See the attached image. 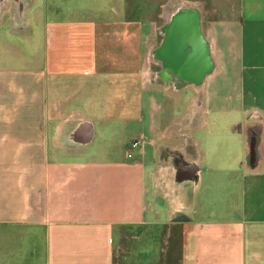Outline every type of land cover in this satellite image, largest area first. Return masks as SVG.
<instances>
[{
	"label": "crops",
	"instance_id": "1",
	"mask_svg": "<svg viewBox=\"0 0 264 264\" xmlns=\"http://www.w3.org/2000/svg\"><path fill=\"white\" fill-rule=\"evenodd\" d=\"M110 1L116 5L0 0V264H115L123 227L142 232L126 244L131 251L125 250L123 264H264V0L204 2L230 10V33H224L240 40L244 75L229 102L249 110L219 111L217 61L218 71L203 84L214 85L206 116L194 128H181L182 142L172 150L181 159L169 172L167 194L174 209L183 205L189 213L178 223L145 219L160 213L149 185L161 150L154 96L148 99V125L138 131L144 139L138 157L119 155L128 139L115 123L141 116L121 112L129 97L137 109L145 87L141 69L128 70L119 52L136 18L127 17L129 6L143 8L144 2L123 7L122 0ZM105 7L100 19L96 11ZM90 11L93 17L84 15ZM222 118L233 119L237 144L224 146L233 154L232 165L214 162L222 172L214 198L206 191L203 141L218 142L213 126ZM245 118V127L237 126ZM193 138L202 160L189 155ZM224 184L231 190L224 192Z\"/></svg>",
	"mask_w": 264,
	"mask_h": 264
},
{
	"label": "rangeland",
	"instance_id": "2",
	"mask_svg": "<svg viewBox=\"0 0 264 264\" xmlns=\"http://www.w3.org/2000/svg\"><path fill=\"white\" fill-rule=\"evenodd\" d=\"M104 1V0H103ZM127 1V2H126ZM143 2V8L140 7H134L130 8L128 11H132L130 15L136 18L132 19V22L129 24H132L129 30L127 31V37L122 40L121 44V50L120 56L125 57L126 60V67L128 70L135 72L137 69H141L139 72V82H142L144 87V93L140 92V96L142 98H139L140 105L137 107L136 110H134V102L127 100L124 105H126L125 109L122 107L123 112L121 114L123 116H130V115H141L140 117H137V120H131L126 121L127 118L124 121H119L115 124H118L122 128V133L125 135V138L128 139L127 143L122 142L119 145V155L121 157L127 158V154L129 156V153L131 152L134 157L132 159L137 158L138 154L141 150L140 144L143 143L144 139L140 137V133L138 132L140 128L143 130L148 125L147 117L149 116V103L148 99L155 97V102L153 105L154 110V116L156 120V126L160 128L161 135L158 137L157 143L159 144V158L158 162L154 163L153 166L155 168L153 169V172H151V175L154 174L155 181L153 184H150L151 187L153 185L154 192L152 195H154L157 199V208L159 210V215H146V220H152L153 219H163L165 222H182L188 218L189 213H185V207L183 205L178 206L179 208H175L172 204V201L170 199V196L168 193V186L166 180L170 176V170H173V164L180 161V157L177 155L179 154V151H174V146L180 142H182V135H179V130L181 128H185L188 126H191V128H194L195 126H198L200 123V120L203 116H206L207 114V95L210 92V89L214 86L212 83H208L205 85H202L203 87H195V86H186L182 87L180 90L177 89V86H174L172 84H169L168 82H165L162 78H158L157 74L159 70L156 68H152V64L154 63L152 58V52L153 48L157 44L159 39L157 37V33H154L153 31L156 30L157 26H159V30L164 26L165 20H163L159 14L162 12L165 14L166 9H172V6L177 3L175 0H142ZM195 4L201 5V10L204 18V24L205 29L207 32H209V35L211 39L215 42V52L217 51V61L218 65H221V71L217 74V76H214L215 78H219L221 81L220 87H217L218 91H221L220 93V100H221V106L219 107V111L224 112H235V110H240L242 112H245V114L248 112L249 108L246 104L241 103H231L229 102L230 98L234 96V94H237V90L239 91V86L241 83V79L243 77L244 73V65L243 61L240 58L241 55L240 50V40L239 38L233 39L232 37L226 36L224 32H229L227 29L231 27V13L229 9H226L228 12H224V7H218L212 8L211 5H215V3H208L207 5H204L205 0H192ZM192 2V3H193ZM96 4L102 3V0H95ZM123 7L129 3H131V0H122ZM107 7L109 8V5H116L112 4V1L107 0ZM119 5V1H118ZM164 5V6H163ZM167 5V7L165 6ZM106 8L107 11L104 9L98 8L97 9V15L100 17V19H103L105 15L108 12V8ZM124 10V8H123ZM137 10V14L134 15L133 11ZM70 12V11H69ZM68 12V13H69ZM106 12L105 14H103ZM89 14V16L93 17L94 13L92 11L88 13H84V15ZM160 37V35H158ZM114 47V46H112ZM111 47V48H112ZM119 55V54H118ZM120 59V57L118 56ZM118 62V61H117ZM123 64L121 61L117 63V65ZM125 65V64H124ZM158 67V66H157ZM233 68L235 70V76L233 74ZM223 69V70H222ZM159 82L157 85L154 86L155 78ZM125 84V83H124ZM239 85V86H237ZM206 86V88H204ZM208 86V87H207ZM234 86V87H233ZM236 86V87H235ZM139 88V87H138ZM152 88V91L150 90ZM142 94V95H141ZM112 98H115L112 97ZM113 103L112 109L110 113L114 114L117 113V108L115 104V100H112ZM202 103V104H201ZM115 104V107H114ZM128 107V109H127ZM156 112V113H155ZM134 113V114H133ZM237 113V112H236ZM156 114V115H155ZM238 114V113H237ZM242 116V113L239 114L238 118ZM144 118L142 121L140 118ZM235 118L234 120H236ZM116 121V120H115ZM113 121V122H115ZM226 121V124H225ZM232 121L233 119H225L222 118L219 120L217 125L213 126L214 134L219 136L218 142L215 140L209 143L207 145V142L204 140L205 137H201V135L198 133L197 137L201 138L204 144L203 147V156L205 157L207 153V159L203 162V168L205 173H203L204 176L209 178V182L207 185L206 191L208 194L213 196L214 198L219 195V190L221 186H219V182H215L216 180H219L221 178L222 172H219V167L214 164V162L217 160H224L228 164L232 165L233 160V154L230 151H226L224 146H229L231 144L236 145V136L237 134L235 132L231 131L232 127ZM247 119H242L237 126H244ZM228 122V123H227ZM111 126V125H110ZM116 125H113L112 127H115ZM117 127V126H116ZM238 127V128H240ZM245 127V126H244ZM138 132V133H137ZM135 137V138H134ZM134 138V139H133ZM135 142H137L139 145L134 146ZM192 149L189 152V155L191 159L198 160L201 159V152H200V144L194 140L192 141ZM221 145L224 149H222L220 146H213V144ZM206 144V145H205ZM179 145V144H178ZM140 146V147H139ZM180 146V145H179ZM206 147L213 148L214 150H208ZM176 152V153H175ZM206 152V153H205ZM214 152V153H213ZM181 152L180 154H182ZM132 155V156H133ZM131 156H129L130 158ZM224 158V159H223ZM171 165V166H170ZM163 167L162 169L160 167ZM170 168V169H169ZM232 166H228L225 168L224 171L230 172L227 173L228 175L231 174ZM226 172L224 174H226ZM199 173V170H198ZM207 183V182H206ZM224 192L230 191L231 186L229 184L223 185ZM218 193V195H217ZM151 198V203L154 206L153 200L155 197ZM183 204V203H182ZM176 207V206H175ZM170 212V213H169ZM169 213V215H168ZM167 220V221H166ZM143 225V224H142ZM123 230L118 231L116 236V245H115V264H123L125 263L124 257H125V250L131 251L130 247L127 248V243L130 244V241L132 239H135L137 235H140V230L136 229L135 227H123ZM157 233V232H156ZM155 233V234H156ZM162 232L156 234V240L161 239ZM167 239V237L165 238ZM157 251V250H155Z\"/></svg>",
	"mask_w": 264,
	"mask_h": 264
},
{
	"label": "water",
	"instance_id": "3",
	"mask_svg": "<svg viewBox=\"0 0 264 264\" xmlns=\"http://www.w3.org/2000/svg\"><path fill=\"white\" fill-rule=\"evenodd\" d=\"M170 11L168 21L163 26L168 37L160 45L159 51L171 55L178 66L177 73L187 76L186 68L198 63L204 65V55L210 47L201 33L202 10L197 4L181 2L174 4ZM202 71H192L189 77L200 80Z\"/></svg>",
	"mask_w": 264,
	"mask_h": 264
},
{
	"label": "flooded vegetation",
	"instance_id": "4",
	"mask_svg": "<svg viewBox=\"0 0 264 264\" xmlns=\"http://www.w3.org/2000/svg\"><path fill=\"white\" fill-rule=\"evenodd\" d=\"M8 1L10 0H4V2H8ZM159 16L163 20H165V23L168 21L164 13L161 12ZM156 33L159 39H157L158 42L153 48L152 58H153L154 63L151 66L152 68L154 67L157 70H159L157 71L158 78L159 79L162 78L165 82H168L169 84H172L174 86H177L179 82H180L179 84L184 83L182 84V86H195V87H197V85L202 86V84L206 83L208 74L213 72V70L217 68V60H216V52L214 50V47L211 46V42H210L211 38H209V35H208L209 33L205 29L204 18L201 21V33L204 36V38L208 41V43L210 44V47L208 48L207 52H205V55H204V65H201L198 63V64H195L194 66H190L186 68V70L188 69L187 71L189 74H193L192 71L203 70L202 71L203 76L201 77L200 80H195L189 77L190 76L189 74H187V76H181L180 74L177 73L178 66L175 62V59L171 55H167L164 52L159 51L160 45L168 37L167 32H165L162 27L161 30L157 31ZM158 35H160V37ZM205 65L208 67H205ZM164 72L165 73L167 72L170 75V77L168 78L165 77L163 75Z\"/></svg>",
	"mask_w": 264,
	"mask_h": 264
},
{
	"label": "bare ground",
	"instance_id": "5",
	"mask_svg": "<svg viewBox=\"0 0 264 264\" xmlns=\"http://www.w3.org/2000/svg\"><path fill=\"white\" fill-rule=\"evenodd\" d=\"M170 13H171V11L167 8L166 11H165V16L168 18L170 16ZM210 42H211V46L215 47V42L212 39L210 40ZM152 55H153V53H152ZM217 71H218V69L216 68L215 70H213V72L209 73L208 76H207V79L210 78L211 76H214ZM163 75L165 77H167V78L170 77V75L167 72H166V74L164 72ZM179 83L177 84V86H179V87H181L182 84H184V83H182V84H179ZM197 87H200V86L197 85Z\"/></svg>",
	"mask_w": 264,
	"mask_h": 264
},
{
	"label": "built area",
	"instance_id": "6",
	"mask_svg": "<svg viewBox=\"0 0 264 264\" xmlns=\"http://www.w3.org/2000/svg\"><path fill=\"white\" fill-rule=\"evenodd\" d=\"M139 144L137 142H135L134 146H138ZM133 154L130 152L129 156H132Z\"/></svg>",
	"mask_w": 264,
	"mask_h": 264
}]
</instances>
